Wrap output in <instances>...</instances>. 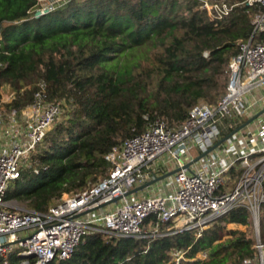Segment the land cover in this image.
Listing matches in <instances>:
<instances>
[{
    "label": "trees",
    "instance_id": "obj_1",
    "mask_svg": "<svg viewBox=\"0 0 264 264\" xmlns=\"http://www.w3.org/2000/svg\"><path fill=\"white\" fill-rule=\"evenodd\" d=\"M200 6L197 0H63L37 17L38 0H0V87L17 93L6 108L30 105L40 81L50 100L67 107L10 184L6 202L45 212L52 198L104 178L105 156L150 122L178 127L200 100L218 104L227 93L229 62L240 52L238 42L252 37L259 8L239 5L215 29ZM262 40L264 34L254 37ZM252 224L240 207L199 237L196 230L155 239L95 233L70 260L51 264H170L180 251L187 252L182 264H242L254 255ZM17 253L8 264H20Z\"/></svg>",
    "mask_w": 264,
    "mask_h": 264
},
{
    "label": "built area",
    "instance_id": "obj_2",
    "mask_svg": "<svg viewBox=\"0 0 264 264\" xmlns=\"http://www.w3.org/2000/svg\"><path fill=\"white\" fill-rule=\"evenodd\" d=\"M197 1L201 16L215 29H222L239 5L259 8L252 37L238 42L240 52L229 62L226 95L217 105L196 104L178 127L150 122L105 156L110 168L104 178L79 193L52 198L45 212L11 208L5 198L27 160L64 117V107L49 99L44 81L21 110H8L0 100V264H8L14 252L20 264L67 261L95 233L108 239H155L196 230L199 237L214 220L240 207L249 211L256 230L254 255L242 264H264V40L254 43L256 35L264 34V0ZM191 144L198 147L197 157ZM186 254L172 253L170 264H182ZM199 258L205 261L208 254Z\"/></svg>",
    "mask_w": 264,
    "mask_h": 264
},
{
    "label": "rangeland",
    "instance_id": "obj_3",
    "mask_svg": "<svg viewBox=\"0 0 264 264\" xmlns=\"http://www.w3.org/2000/svg\"><path fill=\"white\" fill-rule=\"evenodd\" d=\"M61 0H40L39 1V7L38 9H43V8H49L51 6H53L54 4L57 5L58 3H60ZM15 91H13L10 87L8 86H4V87H0V100L5 101L6 104H9L12 101L10 100V96L14 93ZM200 102H204L203 100H200ZM64 116L67 113V107H64ZM193 146V152L192 154L194 156H198L199 151H198V147L196 144H191ZM7 204L11 207V208H16V209H27V204L23 203V202H18V201H10L7 202ZM252 234L254 239H256V230L254 227V224H252ZM242 230H245L244 227H240ZM261 233L262 235H264V228L262 227L261 224Z\"/></svg>",
    "mask_w": 264,
    "mask_h": 264
},
{
    "label": "water",
    "instance_id": "obj_4",
    "mask_svg": "<svg viewBox=\"0 0 264 264\" xmlns=\"http://www.w3.org/2000/svg\"><path fill=\"white\" fill-rule=\"evenodd\" d=\"M40 15H41L40 12H38V13L36 14L37 17H40ZM263 113H264V111H263ZM259 115H260V114H258L257 116H255L253 119L249 120V121L246 123V125L250 124V123H251L255 118H257ZM243 127H244V126H243ZM243 127H241L240 129H238V131L241 130ZM227 138H228V137L222 139V140H221V141L215 146V148H216L217 146L221 145L223 142H225V141L227 140ZM213 149H214V148H213ZM213 149H212V150H213ZM174 173H176V171L171 172V173H169V174H167V175H165V176H162V177H160L158 180H156V181H154V182H151V183H148L146 186L152 185V184H154V183L157 182V181H161V180H163V179H165V178L171 176V175L174 174ZM146 186H144V187H142V188H140V189H143V188H145Z\"/></svg>",
    "mask_w": 264,
    "mask_h": 264
},
{
    "label": "crops",
    "instance_id": "obj_5",
    "mask_svg": "<svg viewBox=\"0 0 264 264\" xmlns=\"http://www.w3.org/2000/svg\"><path fill=\"white\" fill-rule=\"evenodd\" d=\"M234 228H235L234 225H230V226H229V230H230V229H234ZM263 236H264V235H263ZM228 264H233V262H229Z\"/></svg>",
    "mask_w": 264,
    "mask_h": 264
}]
</instances>
